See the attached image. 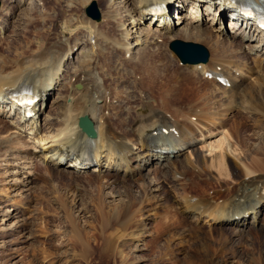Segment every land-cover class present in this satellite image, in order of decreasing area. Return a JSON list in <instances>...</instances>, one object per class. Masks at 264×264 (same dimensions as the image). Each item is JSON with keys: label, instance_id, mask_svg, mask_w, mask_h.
<instances>
[{"label": "rangeland", "instance_id": "rangeland-1", "mask_svg": "<svg viewBox=\"0 0 264 264\" xmlns=\"http://www.w3.org/2000/svg\"><path fill=\"white\" fill-rule=\"evenodd\" d=\"M10 1L11 3H6V0H0V9L5 4L0 16L4 18L6 23V29H0V55L8 63L36 57V54L39 52L42 54L45 50L46 53L50 54L62 37H67V40L71 41L77 36L76 30L82 29L84 24L86 29L87 23H84L82 18L83 16L89 17L85 13V7L92 0H88L81 6L79 0H38L40 1L38 7H42L44 3L45 7L50 9L44 12L42 8H39L31 14L28 11V0L19 7L15 6L17 0ZM94 1L99 12V18L92 19L89 17L88 19L100 24L103 32L112 30V23L105 22V19L101 20L104 12L101 0ZM177 5L181 7L180 12L182 11L188 19L191 17L196 22H200V27L211 30L213 35H218L219 30L224 34L228 32L230 35L235 32L228 27L229 14V16L225 15L227 17L222 24H211L209 17L201 22L199 15L201 12L197 11L196 13V10L193 9L190 11L191 3L182 5L177 3ZM7 6L9 9L5 13ZM140 12L143 13L141 8ZM170 13L169 18L172 27L178 31L183 29L186 22L179 24L182 18L178 21L177 17L179 16L177 13H173L172 9ZM40 16L51 18L43 22ZM33 17L34 23L32 21L30 23L28 18ZM142 19L144 18L142 17ZM62 20L66 22L62 24ZM147 26V21L141 20L140 24L133 30L136 35L140 32L147 33L148 30H150L149 35L154 31L155 34H159V29L155 30L156 25L153 27L152 23L150 27ZM157 26L160 28L159 25ZM42 28L43 32L40 35L37 36L35 32L32 33L33 30ZM117 28L119 29V26ZM121 28L125 31L127 24L122 25ZM139 30L141 31L139 32ZM170 41L168 39L162 41V38L159 37L154 42V47L157 48L155 43H158L161 45L162 52L167 50L166 52L170 54L175 63V68L179 71L180 69L190 70L189 67L193 65L181 64L176 55L169 49L167 45ZM186 41L204 45L209 52L208 59H210L212 50L208 43L194 38ZM253 41L243 40L244 47L239 48L237 52L245 55L248 44ZM82 43L80 41L69 50L70 52L61 62L63 67L76 63V59L81 56L89 55L87 49L82 48L84 46ZM105 46L106 50L104 49L99 55L93 50V58L85 57V62L89 59L92 62L85 63L82 67H87L86 69L92 76H103L99 80L103 87L108 90L105 103L109 109L104 111L103 115L110 119L112 126H121L123 131H131L133 125L128 124L129 115L125 112L128 111V113L133 114L136 108L146 101L158 106L161 113L166 112L168 115H170L168 111L178 105L188 114L201 112L199 107L194 110L195 103L192 101L193 99L191 100L187 96L172 97L173 99H169V102L164 105V98L161 97L159 85L154 87L150 80H144L142 71L130 67V64H122V69L115 67L117 65L112 66L113 62L119 58L124 61L128 59H125L119 48L116 50L115 56H109L107 51H112L109 40L105 41ZM130 46L132 47L133 44ZM58 47L60 55L61 52L68 49L64 45ZM46 53L43 55L47 56ZM136 56L138 57L139 54ZM136 56L134 58H137ZM235 59L236 57H231L228 60ZM11 69L12 67L8 66L7 70ZM123 69H127L129 73ZM257 71L259 72V69ZM259 73L261 75L260 80L264 82V69L261 68ZM72 75L73 73L65 75L57 85L58 87L56 86V89L52 91L45 102L37 126L34 127L37 132L40 131L39 136L44 139L42 145H45V142L49 140V138L47 139V135H49L46 129L47 121L53 122V125L56 123L54 114L46 116L49 106L56 96L64 92L65 86L69 84L70 80L72 83L75 82V77ZM235 75L242 76L243 85L240 87L239 85L234 87L232 85L230 91H227L228 86L225 87V91L217 86H207L208 91L214 92L213 94L216 95L211 100L213 107L210 111L216 112L218 108H221L222 113L225 112L224 116L220 115L221 118L227 119L223 124L224 126H219L220 120L216 119L215 126L206 128L208 134L211 132L212 134L208 136L205 145L208 146L209 142L212 143L219 137L224 138V145L230 161L240 167L243 175L248 172V176H253L257 171H262L264 174V111H262L264 110V99L259 101L260 103L263 102L261 105L263 108L258 105V111L251 109L250 102L242 101L244 98L240 91L247 86L251 92H254L253 89L257 85L256 75L243 73L241 70H236L235 73L231 74L232 78ZM122 80L134 81L138 84L137 89L132 92L128 87L122 86ZM196 83V85L201 84L200 86L204 89L202 80H198ZM77 86L76 84V88L80 90L81 87ZM118 89L122 90L119 94ZM230 93L233 95L238 93L235 100L228 96ZM146 96H149L150 99ZM257 96H259L258 90ZM257 96H252L251 101L253 103L258 98ZM93 99L97 104H102V99L97 98L96 95ZM219 99H222L225 106L215 107ZM227 100H231L230 107L227 105ZM186 107L187 110H185ZM250 109L251 111L255 110V112H248ZM94 118L95 121L99 120L97 114ZM181 118L179 117V121ZM7 119V116L0 115V140L2 141H0V145L8 133H13V136H15L14 134L18 135L17 132H12L14 128L12 125H8ZM191 121H195V115L191 117ZM133 122L135 123L136 119ZM33 124L36 125V121ZM21 132L22 136L25 135V132ZM26 139L31 140L30 138ZM200 140L198 139V141ZM198 141H195L196 146H194L207 153V150ZM153 144L149 141L145 143L147 147ZM190 145V143H184L182 147H179H185V149L180 152L181 155L176 159L177 162L184 165L186 154L194 159L193 155L190 154L192 149H188ZM164 146H166L165 143ZM170 152L174 153V150ZM64 153L66 154V151ZM40 154V147L37 144L24 147L23 150L6 149V147L0 146V264H264V236L261 231L256 232L252 229L247 233L233 235L232 229L227 228L229 227L228 223L209 226L210 221L204 217L200 219L198 226H193L185 212L181 210L179 203L184 199V195L186 198L192 195L196 199L200 195L203 197L212 196L218 191L217 197H220L218 202L222 201L219 204L230 202L233 189L229 193L226 192L225 187L228 184H230L228 187H231L236 182H232L233 179L230 178V180H222L223 182L217 183L215 177L210 178V184L206 182L208 180V178L206 179L207 173L214 169L209 161L205 162L202 168L199 166L187 167L189 172L183 174H181L183 172L182 166L178 164L175 166L174 175L172 169L170 174L164 172L166 164H162L160 159L152 158L146 162L142 161L138 167H134V177L131 176L125 180L126 182L118 179L106 185L104 183L105 178H99L97 183H101L102 180L103 182L101 187L97 189L95 187L96 181H89L86 177L98 173L97 170L93 171V169L100 166H93L94 164L89 162L82 168H70L66 167L68 160H65L57 166L51 167L49 161L43 159ZM102 162L106 163L105 160ZM134 163L132 162V166ZM255 170L256 172H254ZM126 173L128 174V171ZM118 175L122 177L121 170L118 171ZM172 177L174 178L171 181ZM69 183L78 186L77 197L67 190ZM158 184L161 187L156 186ZM122 203H129L127 206L130 205V210L125 214L118 212ZM101 207L104 210V216L99 212ZM260 207L262 209L258 212V217L260 222L264 223V198ZM16 222L17 225L13 226ZM208 227H212L210 228L211 231Z\"/></svg>", "mask_w": 264, "mask_h": 264}, {"label": "bare ground", "instance_id": "bare-ground-1", "mask_svg": "<svg viewBox=\"0 0 264 264\" xmlns=\"http://www.w3.org/2000/svg\"><path fill=\"white\" fill-rule=\"evenodd\" d=\"M26 1L27 0H17L15 6L19 7ZM28 1V11L30 14L39 8H42L44 12L50 9H47L44 3L42 7H38L40 2L38 0ZM87 1L88 0H79V5H83ZM195 1L101 0L104 6L101 20L105 19V22L108 21L112 23V30L103 32L100 24L96 23V21H92V19H88L89 17L83 16L82 20L84 23H87L86 29L84 28V24V29L76 30L77 36L71 41L67 40V37H62L58 44L54 46L53 52L50 50L52 53L50 52V54H48L46 50L44 51V53L48 54L47 56L39 52L36 54V57L8 63L2 55H0V115L7 116L8 125H12V128H14L12 132L18 133V135L14 134L15 136L12 135L13 133L5 135L3 143L0 146L6 147V149L16 148L23 150L24 147L37 144V146L39 145L40 147V156L48 160L51 167H55L65 160H68L66 162V167L70 168H82L85 167L87 163L91 162L94 164L93 166L100 167H94L93 171L97 170L98 173L88 174L89 176H87L86 179L89 181H96L95 187L97 189L101 187V183L103 182L102 180V182L100 181L101 183H97L99 178H105L104 183L106 185L118 179L126 182L125 180L129 179L131 176L134 177V167H138L140 162H146L152 158L160 159L162 164H166L164 172L167 174L171 169L174 174L176 170L175 166L178 164H181L180 166H182L183 169L181 174H183L189 172L187 167L195 168L199 166L202 168V165L209 161L214 169L207 173L208 177H206V179L208 178V180L205 181L210 184V178L215 177L217 178V183H220L227 179L230 180L231 178L233 179L232 182H236V184H232L231 187H228V185H230L228 184L225 189L226 192L229 193L233 189V195L230 202L225 204H219L222 201L218 202L220 199L219 196L217 197V195H219L218 191L212 196H204L205 198L201 195L196 199L192 195L186 198L184 195V199L179 204L189 221L193 226H198L200 219L204 217V219L206 218L210 221V224H208L209 226L213 224L220 225L225 222L228 223L229 227L227 228L232 229L233 235L247 233L253 229L256 232L261 231L264 236V223L260 222L261 220L258 217V212L262 209L260 206L264 198L263 172H256L255 170L254 172L256 173L253 176H248V172H245L243 175L240 167L234 165L230 161L224 145V138L219 137L212 143L209 142L208 146L205 145L208 141V136L212 134V132L208 134L206 128H208V126H215L214 122H216V119L220 120L219 126H224L223 124H225L227 119L224 117L221 118L220 115L224 116L225 113H222L221 108H218L216 112L210 111L213 107L211 100L214 99L216 95L213 94L214 92L211 93L208 91V85L217 86L223 90L228 86L227 91H230L232 85L233 87L235 85H239V87L243 85L241 75H235L233 78L231 76L236 70H241L243 73H249L250 75L254 74L257 79V85L253 89L254 92H251L247 86L243 87L242 91H240L241 96L244 98L242 101L250 102V108L255 110L258 109V105L261 106L263 103L259 102L264 99V82L260 80L261 75L259 72L261 68L262 70L264 69V29L261 28L259 22L255 20L252 13L247 10L246 4L248 2L262 4L264 0ZM7 2L11 3L10 0H6V3ZM177 3H180V5L191 3L192 6L189 8L190 11L196 10V13L197 11L201 12L199 13L201 22L209 17L211 24H222L225 18L230 15L228 27L235 32L231 35L227 32V35L219 30V34H216L217 36L213 35L211 30L200 27V22H196L195 19H191V17L188 19L182 11L180 12L181 7H179ZM4 6L5 4L2 5L0 12L1 10L3 11ZM140 8L143 13L140 12ZM8 9L9 7L7 6L5 13ZM171 9L173 13L175 12L179 16L177 17L178 21L182 18L179 24L186 22L185 26L183 25L184 28L182 27L183 29L179 31L175 30L170 23L169 17L171 16ZM40 17L43 22L51 18L46 16ZM142 17L144 19H142ZM28 19L30 23H34V17ZM63 20L62 24L66 22ZM141 20L147 21V27H150L152 23L153 27L156 25L155 30L159 29V34H155L154 31V33L149 35L150 30L147 29V33L142 32V34L140 32L141 30H139L140 33L136 35L133 29L140 24ZM3 24H5L4 27ZM126 24L127 28L123 31L121 27ZM157 25H159L160 28H158ZM5 26L6 23L4 18L0 16V29H6ZM118 26L119 29L117 28ZM115 28H117V32ZM33 32L38 36L43 32V28L33 30L32 33ZM159 37L162 38V41H167V39L172 40L174 38L185 40L194 38L201 41L203 40L211 47V57L207 62L190 64L193 65L189 67L190 70L180 69L179 71L175 68V63L170 54L166 52L167 50H163L162 52L161 45H158V43H155L157 48L154 47V42ZM131 38L134 40L132 41ZM245 39L247 41L254 40L255 42L249 43L247 46V53L241 55L237 50L244 47L243 40ZM107 40H109V46L112 48V51H107L109 56H115L116 50L119 48L125 56V59H128L127 61L122 59V61L119 58L114 62L111 61L113 62L112 66L117 65L115 67L122 69V64H130V67L141 70L144 80H150L154 87L159 85L161 97L164 98V105H166L172 97L179 98L180 96H187L189 99H193L192 101L195 103L194 110L196 107H199L201 108V112L199 114L195 112L188 114L186 111L184 112L182 108H179L178 106L180 105H178L169 110L168 112H170V115H168L166 112L161 113L158 106L146 101L138 106L133 114L128 113V111L125 112L129 115V121L127 120L129 122L128 124L133 125L132 130L130 129L131 131H123L121 126H112L110 119L103 115L104 111L109 110L108 105L105 103L108 97V90L103 87L99 80V78H103V76H92V74L88 72V69H86L87 67H82L83 64L92 62L90 59L94 57H92L93 50H95L98 55L103 52L106 48L105 41ZM80 41L84 44L82 48H86L89 55L81 56L76 59V63L63 67L64 65H62L61 62L64 57L67 56L66 54L70 52L69 50ZM132 44L133 46L131 47L130 45ZM60 45H64L68 48L66 51L64 50L65 52H61V55L58 50V46ZM136 54H139V56L137 57ZM134 56L137 58H134ZM246 56H248V59H246ZM85 57L90 58L89 61L85 62ZM231 57H236V59L228 60ZM249 59L250 62L248 63ZM2 61L5 62L3 63ZM8 66H10V68L12 67V69L7 70ZM257 69H259V72ZM123 70H125L126 73L128 72L127 69ZM68 73H73L72 76L75 77V82H71V77L69 79V84L67 83L68 85L65 86L64 92H61L51 102L46 116L54 114L56 125H53V122L49 120L47 121L48 126L46 129L49 135L46 137L47 139L49 138V140L45 142V145H42L44 139L39 136L40 131L37 132L34 127L37 126L38 119H40V115L45 107V102L50 97V94ZM222 78L226 79L227 83H224ZM198 80L204 82V89L200 86L201 84L196 85V81ZM130 81L122 80V86L128 87L133 92L137 89L138 84L134 81ZM239 82L241 83L239 84ZM76 84L79 85L77 87H81L80 90L76 88ZM257 90L259 91V96H257ZM120 91L122 90L118 89V94ZM140 91L142 92V90ZM237 94L238 93H235V95H233L230 93L228 96L235 100ZM94 95L102 99V104L96 103L95 99H93ZM252 96L258 97L255 99L254 103L251 101ZM146 97L150 99L149 96ZM227 102V105L230 107L229 103H231V100H227ZM216 104L215 107L225 106L222 99H219V102ZM261 108L263 107L261 106ZM187 109L186 107L185 110ZM251 109L248 112H255V110L251 111ZM215 113L220 117H217ZM82 114H87L94 122L96 136L93 139L87 137L77 125V119ZM96 114L100 120H96L97 122L99 121L98 123L94 118ZM194 115L195 121L193 122L191 121V117ZM35 117L36 119H33ZM179 117H182L181 121H179ZM134 119H136L135 123L133 122ZM34 121H36V125L33 124ZM21 131L25 132V135L22 136ZM26 138H30L31 140H27ZM198 139L201 140L198 141ZM196 140L207 150V153L195 147ZM148 141L154 144L147 147L145 143ZM164 143L168 147L164 146ZM184 143L191 144L188 149H192L190 154L193 155L194 159L186 154L184 158L185 164L183 165L181 162H177L176 159L181 155L180 152L185 149V147L179 148L182 147ZM171 150H174V153L170 152ZM63 151H66V154ZM261 156H263V154H261ZM102 160H105L106 163L102 162ZM132 162H135L133 166ZM79 163H82V165H79ZM119 170L122 171V177L118 175ZM127 171L128 174L126 173ZM174 177L171 178V181ZM163 179L165 180V178ZM67 185V190L70 191L69 193L77 197L79 192V190L77 191V189H79L78 186L71 183ZM156 186L161 187L159 184ZM219 186L222 185L219 184ZM211 200L215 201L212 202ZM128 204L122 203L118 210L119 214H121V212L125 214L130 210V205L127 206ZM99 212L103 215L104 210L102 207L99 209ZM15 225H17V222L14 223L13 226ZM210 228L212 227H208L209 230Z\"/></svg>", "mask_w": 264, "mask_h": 264}, {"label": "water", "instance_id": "water-1", "mask_svg": "<svg viewBox=\"0 0 264 264\" xmlns=\"http://www.w3.org/2000/svg\"><path fill=\"white\" fill-rule=\"evenodd\" d=\"M85 13L92 19L99 18V12L96 8V2L92 0L86 7ZM169 49L177 56L182 64H196L208 60V50L200 43L173 39L169 42ZM77 125L87 137L94 138L96 130L93 120L87 115L82 114L77 119Z\"/></svg>", "mask_w": 264, "mask_h": 264}]
</instances>
